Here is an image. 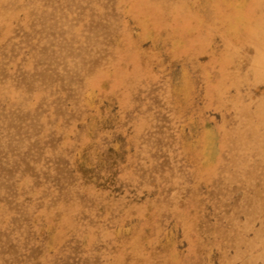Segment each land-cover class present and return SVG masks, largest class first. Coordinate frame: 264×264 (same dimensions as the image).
I'll return each mask as SVG.
<instances>
[{
    "label": "rangeland",
    "instance_id": "1",
    "mask_svg": "<svg viewBox=\"0 0 264 264\" xmlns=\"http://www.w3.org/2000/svg\"><path fill=\"white\" fill-rule=\"evenodd\" d=\"M0 264H264V0H0Z\"/></svg>",
    "mask_w": 264,
    "mask_h": 264
}]
</instances>
